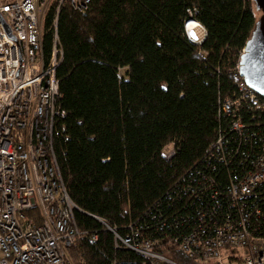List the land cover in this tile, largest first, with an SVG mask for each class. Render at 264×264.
<instances>
[{"label":"trees","instance_id":"obj_1","mask_svg":"<svg viewBox=\"0 0 264 264\" xmlns=\"http://www.w3.org/2000/svg\"><path fill=\"white\" fill-rule=\"evenodd\" d=\"M55 4L45 20L46 57ZM256 12L253 0H93L85 12L63 5L57 76L67 116L54 146L79 207L77 224L98 237L75 241L70 256L78 264H150L117 248L114 233L97 218L125 236L128 224H147L155 205L166 213L168 192L215 140L219 100L243 81L234 69L261 15ZM191 17L206 30L201 45L186 34ZM169 144L176 153L166 159ZM150 234L169 259L197 264L174 241Z\"/></svg>","mask_w":264,"mask_h":264},{"label":"built area","instance_id":"obj_2","mask_svg":"<svg viewBox=\"0 0 264 264\" xmlns=\"http://www.w3.org/2000/svg\"><path fill=\"white\" fill-rule=\"evenodd\" d=\"M92 2L0 0V264H74L70 249L90 234L77 224L79 207L65 186L54 142L67 116L57 76L64 58L59 13L65 3L85 12ZM53 3L54 38L46 57L44 26ZM190 22L205 37L206 30L193 17L185 22L188 38L201 45L205 37L191 36ZM163 153L171 159L174 145ZM146 218L141 228L128 224L125 236L103 222L117 248L136 251L150 264H177L158 250L151 232L174 241L197 264H264V97L244 78L219 100L215 140L168 192L166 213L155 205ZM90 238L98 239L96 233Z\"/></svg>","mask_w":264,"mask_h":264},{"label":"water","instance_id":"obj_3","mask_svg":"<svg viewBox=\"0 0 264 264\" xmlns=\"http://www.w3.org/2000/svg\"><path fill=\"white\" fill-rule=\"evenodd\" d=\"M253 1L261 15L240 56V74L249 88L264 97V0ZM97 219L106 226L103 220Z\"/></svg>","mask_w":264,"mask_h":264},{"label":"rangeland","instance_id":"obj_4","mask_svg":"<svg viewBox=\"0 0 264 264\" xmlns=\"http://www.w3.org/2000/svg\"><path fill=\"white\" fill-rule=\"evenodd\" d=\"M256 14L259 15L258 12H256ZM190 34H191V36H193L192 34H194V37H195L196 40H200V39H203V38L205 37L204 30H203V28L200 27V26H199V27H196L195 29H193L192 31H190ZM124 73H125V70L122 69V70H121V75L123 76ZM72 261H73L74 264H78V263H77L76 261H74L73 259H72Z\"/></svg>","mask_w":264,"mask_h":264},{"label":"bare ground","instance_id":"obj_5","mask_svg":"<svg viewBox=\"0 0 264 264\" xmlns=\"http://www.w3.org/2000/svg\"><path fill=\"white\" fill-rule=\"evenodd\" d=\"M196 26H197V23L196 22H190L188 28H189V30H193V29L196 28Z\"/></svg>","mask_w":264,"mask_h":264},{"label":"snow or ice","instance_id":"obj_6","mask_svg":"<svg viewBox=\"0 0 264 264\" xmlns=\"http://www.w3.org/2000/svg\"><path fill=\"white\" fill-rule=\"evenodd\" d=\"M193 35V37H194V34H192ZM195 38V37H194Z\"/></svg>","mask_w":264,"mask_h":264}]
</instances>
